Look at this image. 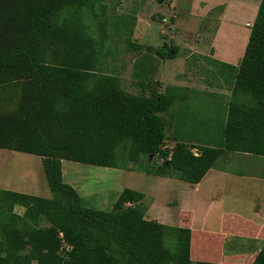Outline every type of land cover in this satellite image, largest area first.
Here are the masks:
<instances>
[{"label": "trees", "instance_id": "16d2710c", "mask_svg": "<svg viewBox=\"0 0 264 264\" xmlns=\"http://www.w3.org/2000/svg\"><path fill=\"white\" fill-rule=\"evenodd\" d=\"M106 8L101 0H0V78L12 73L24 86L16 111L0 115V150L38 157L50 193L0 189V264H237L229 260L242 255L219 256L214 245L199 250L194 240L191 248L186 226L145 220L140 192L122 189L108 211L86 207L62 181L61 161L124 168L153 157L160 162L147 174L196 184L224 152L264 158V0L237 67L223 74L233 84L219 142L196 147L174 135L163 144V114L186 88L159 93L135 70L139 93L131 94L109 70ZM50 42L62 45L54 64L45 63ZM152 51L172 59L175 48ZM247 264H264V241Z\"/></svg>", "mask_w": 264, "mask_h": 264}, {"label": "rangeland", "instance_id": "374dc122", "mask_svg": "<svg viewBox=\"0 0 264 264\" xmlns=\"http://www.w3.org/2000/svg\"><path fill=\"white\" fill-rule=\"evenodd\" d=\"M257 3L258 0H164L162 3L154 0H101V4L107 7L103 19L107 21L105 45L109 48L104 62L111 73L119 76L122 89L131 94L139 93L136 86L139 76L134 74L135 70L159 93L169 86L188 88V91H178L183 98L173 101L163 114L168 124L165 146H172L171 135L195 147L219 142L227 103L232 100L233 84L231 75L228 74V78L223 74L229 73L227 69L233 71L232 67L236 68L239 63ZM113 25H116L115 29ZM89 27L94 31V26ZM129 44L138 45L140 49ZM163 45L175 48L172 59L158 58L152 51ZM45 47V63L54 64L62 55V45L50 42ZM1 48L0 42V51ZM144 54L151 59L142 58ZM12 78V73L0 78V115L16 111L24 89L21 81L11 82ZM195 151L192 149L194 155ZM241 158L243 155L233 152L224 156L222 161L230 160V163L223 164L225 170L220 169L226 174L221 193L212 197V202L218 201V204L208 214L210 225L193 224L192 228L217 232L219 209L260 221V215L264 213V182L258 180L259 187L254 186L258 182L253 178L263 180L264 168H256L248 162H234L241 161ZM252 158L255 161L259 157ZM159 162L143 156L139 166L127 164L124 168H103L61 161L62 181L73 187L83 205L102 211L110 209L124 188L140 192L143 194V218L175 226L177 207H173L176 206L173 194L181 197L183 194L179 191L190 193L192 188L178 182L174 173L168 177L147 174L148 168ZM217 162L213 169L220 163ZM235 175L245 178H236L238 184L233 185L229 179ZM161 183L166 184L164 190L159 186ZM0 189L50 197L40 159L13 151L0 150ZM22 211L20 206L13 207L16 214ZM198 213L195 212L194 219L198 218ZM180 216L185 221L188 218V214ZM235 241L238 243L234 252H228V255L242 254L243 257L229 261L247 264L259 246L252 241ZM228 247H225L226 251Z\"/></svg>", "mask_w": 264, "mask_h": 264}, {"label": "crops", "instance_id": "0c3cea01", "mask_svg": "<svg viewBox=\"0 0 264 264\" xmlns=\"http://www.w3.org/2000/svg\"><path fill=\"white\" fill-rule=\"evenodd\" d=\"M156 84L158 83L156 82ZM189 90H193V89L189 88ZM227 153H230V152H224L216 159V161H218L217 163L219 162L220 163L215 166V169H213L214 167V164H213V166L206 171V173L203 175V177L200 179L198 183L196 184L186 183L190 188H192V191L190 193H186L187 191H179L180 194H183L181 195V197L176 194H173L174 196L171 195V197L173 196V200L176 203V206H173V207H177V219H176L177 224H175L174 227H183L184 225H186V227L190 229L191 248H192V242L194 240H195L194 243L198 245L199 250H200L201 245H205V247L207 248H210L212 245H214L213 250L214 251L218 250L217 254L219 256H229L228 252L233 253L234 252L233 248L235 247L236 243H238L235 241L236 239L240 241H244V243L248 241H252L256 246H259L264 241V213L260 215V221L255 222L250 217H243L242 215L236 212H230V211H226L223 209H219L217 211L218 212L217 232L194 229L191 227L193 226V224L195 225L199 224L201 226L210 225L209 220H207L208 214L210 213V211L216 209L215 206L216 204H218V201L212 202V197L216 194L221 193V189L223 185L222 180L224 179L223 177H225V174H226L225 172L220 171V169L226 168L225 165L230 163V160L229 161L226 160L224 162L222 161V159ZM195 154H197V151H195ZM234 154H240V155H243L244 157L243 159L241 158L242 159L241 161L238 160L234 162H237V163L238 162H242V163L248 162V164L257 166L256 168H264V165H263L264 158L263 157H259L260 159L258 158L257 160L252 161L251 160L253 159L252 157H257V156H253V155L246 154V153H234ZM211 175H214L215 178L213 179ZM233 177H234L233 179H229L230 180L229 182L233 185L236 183L238 184L239 180L236 181V178H242V179L245 178L241 175L240 176L235 175ZM253 180L255 182H258V180L261 182H264V179L262 180L257 177L253 178ZM178 182H183V181L179 180ZM165 185L166 184L161 183L159 186L160 187L163 186L162 190H164ZM259 185H260L259 182L254 184V186H258V187ZM173 193H176V192H173ZM178 203H180V207L178 206ZM184 205L186 206L185 208H183ZM164 206L169 207V205H164ZM199 207H201V210L199 209ZM195 212H199L197 219H194ZM181 214H184V215L188 214V218L186 221L181 219V216H180ZM179 216H180V219H179ZM144 219L147 220L148 218H144ZM227 245L229 247L227 248L228 250L226 251L225 247ZM237 248L238 246L235 249ZM256 251L254 250V252ZM239 255H242V254H239Z\"/></svg>", "mask_w": 264, "mask_h": 264}]
</instances>
